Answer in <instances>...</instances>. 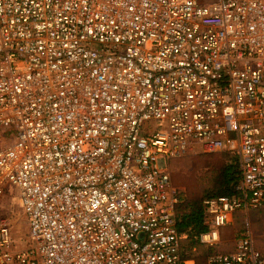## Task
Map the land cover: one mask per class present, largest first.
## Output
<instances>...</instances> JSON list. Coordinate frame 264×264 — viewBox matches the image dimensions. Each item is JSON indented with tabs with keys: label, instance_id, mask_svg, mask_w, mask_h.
Segmentation results:
<instances>
[{
	"label": "built area",
	"instance_id": "obj_1",
	"mask_svg": "<svg viewBox=\"0 0 264 264\" xmlns=\"http://www.w3.org/2000/svg\"><path fill=\"white\" fill-rule=\"evenodd\" d=\"M219 153L207 247L264 207V0H0V264H196L171 163ZM249 225L207 264H264Z\"/></svg>",
	"mask_w": 264,
	"mask_h": 264
},
{
	"label": "rangeland",
	"instance_id": "obj_2",
	"mask_svg": "<svg viewBox=\"0 0 264 264\" xmlns=\"http://www.w3.org/2000/svg\"><path fill=\"white\" fill-rule=\"evenodd\" d=\"M152 121L150 126H154ZM13 137V134H10ZM225 163L219 157L191 155L182 159L172 160L171 175L175 186L181 191L186 204H201L204 198L219 187L218 181ZM3 198V205L13 222L12 236L17 241L15 247H24L27 243L29 225L23 208L19 205V191L15 186H8ZM10 208L8 212V208ZM250 223L257 247L264 254V207L253 209L247 214H239L234 222L222 230L221 242L217 246L219 253L236 251L237 236L242 228Z\"/></svg>",
	"mask_w": 264,
	"mask_h": 264
},
{
	"label": "trees",
	"instance_id": "obj_3",
	"mask_svg": "<svg viewBox=\"0 0 264 264\" xmlns=\"http://www.w3.org/2000/svg\"><path fill=\"white\" fill-rule=\"evenodd\" d=\"M204 156H217L221 162L225 163L219 177V187H216V190L209 193L206 198L232 195L234 186L239 180V170L235 159L228 153ZM202 202L201 204L187 205L180 191V204L177 212L178 229L181 234L188 235L187 239L183 241V257L184 259H194L196 264H207L208 257L218 252L217 247H207L201 244L198 238L201 233L207 230L202 221Z\"/></svg>",
	"mask_w": 264,
	"mask_h": 264
}]
</instances>
